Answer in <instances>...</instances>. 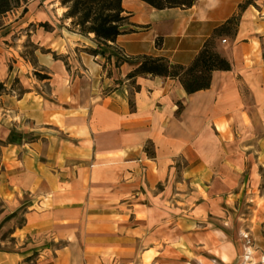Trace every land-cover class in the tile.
<instances>
[{
	"label": "crops",
	"instance_id": "1",
	"mask_svg": "<svg viewBox=\"0 0 264 264\" xmlns=\"http://www.w3.org/2000/svg\"><path fill=\"white\" fill-rule=\"evenodd\" d=\"M189 1L156 9L123 0L127 32L110 45L130 62L119 67L116 56L107 62L88 52L98 49L94 35L72 27L62 0H28L0 17V53L18 54L12 43L29 33L46 50L37 58L48 77L23 83L21 95L15 87L0 95V223L13 221L0 264H145L150 253L151 264L236 260L222 229L195 226L169 244L160 225L176 218L175 204L189 194L204 201L196 214H207L223 196L206 185L222 186L229 171L234 185L253 187L252 202L264 201L254 188L264 168V0ZM236 16L233 33L216 42L232 70L214 72L209 89L188 95L178 80L127 79L144 56L191 65ZM23 73L13 68L9 78ZM188 186L205 189L183 192ZM253 211L256 238L264 209Z\"/></svg>",
	"mask_w": 264,
	"mask_h": 264
},
{
	"label": "rangeland",
	"instance_id": "2",
	"mask_svg": "<svg viewBox=\"0 0 264 264\" xmlns=\"http://www.w3.org/2000/svg\"><path fill=\"white\" fill-rule=\"evenodd\" d=\"M41 25L43 24H40V27ZM30 30L35 31L36 27H33ZM47 30H51V28H48ZM28 34H23L25 38L22 42L19 41L12 43L13 45H11V47L16 48L18 54L8 56L4 52L0 53V95H7L13 87L16 88V96L21 95L23 83H32L34 80L39 81L35 75V71L43 72V69L40 68L37 57L40 54H43V52L45 53L46 50L43 48L39 49L32 41L31 35ZM25 66L26 68H24ZM27 66L28 71L26 70ZM13 68L20 69L24 73L22 76L16 74V76H11V78H9V70H12ZM44 91L47 92V89L44 88ZM2 103L3 102L0 99V106H2ZM29 139H34V137L31 136ZM254 152L255 148L253 147L251 153L254 155ZM252 157L251 159L253 160ZM181 165L182 164H180V166ZM260 173L263 180L261 185L254 187L256 189L255 194L264 196V168L263 170L261 169ZM246 174L248 175L250 172L245 171L242 174L241 181ZM179 179H181L180 175H178V180ZM234 183L235 180L231 175V171H229L224 173V183H222V186L213 185V181L212 185H206L207 188H209L208 192H210V190H212L213 193L216 191L223 196V200L220 202L208 203V213L205 215L203 214L200 216V214H196V210L200 206H203L204 203L203 199L197 194H189V196H186L185 202L182 204L176 203V218L174 220L169 219L171 220L169 223H163L160 225L161 243L168 242L170 244L179 241L183 242L184 234L187 233V231H195L196 227L198 230H204L207 232H209V230L222 229L226 232V238L224 241L228 244H232L235 249L236 260L233 264H264V230L259 231L256 238L249 234L252 232L255 221H258L253 219V208L256 206L264 209V201L252 202L250 196L253 195V187L248 184L244 187L242 185L237 186L234 185ZM203 189H205L204 186H188L183 192L203 193ZM237 195H240V197H237ZM179 209L183 210V212L178 211ZM262 220L264 223V219ZM14 221L16 226L21 224L20 217H17ZM12 223L13 221L10 218H6L0 223V241L6 243L5 249L8 248L7 243L10 242L8 227H11ZM191 227H194V229ZM173 228L176 229L175 232L172 231ZM210 241L214 243L216 242L214 238H211V240L209 238V242ZM160 252L163 253V257L171 255V252L169 253L162 248ZM153 254L154 253H150L145 256V264H151L150 259L153 257ZM212 257L213 256L210 253L207 255L209 262H211Z\"/></svg>",
	"mask_w": 264,
	"mask_h": 264
},
{
	"label": "trees",
	"instance_id": "3",
	"mask_svg": "<svg viewBox=\"0 0 264 264\" xmlns=\"http://www.w3.org/2000/svg\"><path fill=\"white\" fill-rule=\"evenodd\" d=\"M141 1L156 9L191 6L193 3L189 0ZM27 2L28 0H0V17L12 13ZM62 5L68 9L64 18L72 20V27L79 34L83 36L94 35L98 49L88 50L90 54L101 55L107 62H111L112 57L116 56V67L122 63L130 62L128 57L121 56V53L110 45L116 41L118 36L127 32L125 25L128 17L124 13L123 0H62ZM241 8H245V5ZM239 19L240 17L236 16L217 29L191 65L182 66L172 64L162 57L144 56L137 59L135 63L137 67L127 76V79L135 80L141 76H152L178 80L188 95L209 89L214 72L232 70L230 62L218 53L216 42L225 34H232L239 24ZM42 27L45 30L50 28L48 24H43ZM35 75L42 81L48 79L46 75L39 72H36ZM17 141L15 133L12 132L9 142L15 143Z\"/></svg>",
	"mask_w": 264,
	"mask_h": 264
},
{
	"label": "built area",
	"instance_id": "4",
	"mask_svg": "<svg viewBox=\"0 0 264 264\" xmlns=\"http://www.w3.org/2000/svg\"><path fill=\"white\" fill-rule=\"evenodd\" d=\"M226 42V40H223V43H225Z\"/></svg>",
	"mask_w": 264,
	"mask_h": 264
}]
</instances>
